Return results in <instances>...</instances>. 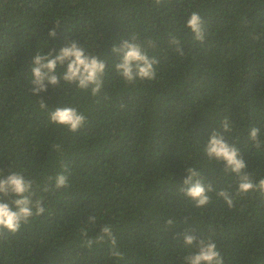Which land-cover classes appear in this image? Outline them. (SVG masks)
I'll list each match as a JSON object with an SVG mask.
<instances>
[{"label":"trees","instance_id":"trees-1","mask_svg":"<svg viewBox=\"0 0 264 264\" xmlns=\"http://www.w3.org/2000/svg\"><path fill=\"white\" fill-rule=\"evenodd\" d=\"M0 264H264V0H0Z\"/></svg>","mask_w":264,"mask_h":264}]
</instances>
